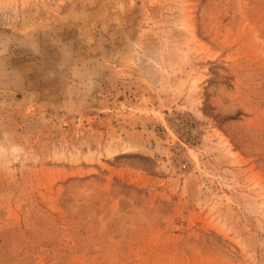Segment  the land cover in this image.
<instances>
[{
  "label": "rangeland",
  "instance_id": "1",
  "mask_svg": "<svg viewBox=\"0 0 264 264\" xmlns=\"http://www.w3.org/2000/svg\"><path fill=\"white\" fill-rule=\"evenodd\" d=\"M0 264H264V0H0Z\"/></svg>",
  "mask_w": 264,
  "mask_h": 264
}]
</instances>
